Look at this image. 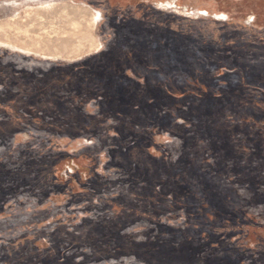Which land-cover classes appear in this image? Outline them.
I'll use <instances>...</instances> for the list:
<instances>
[{"label":"rangeland","instance_id":"374dc122","mask_svg":"<svg viewBox=\"0 0 264 264\" xmlns=\"http://www.w3.org/2000/svg\"><path fill=\"white\" fill-rule=\"evenodd\" d=\"M166 43L185 59L165 61ZM203 49L228 69L217 71L216 95L228 92L217 101L188 91L194 66L210 68L195 62ZM106 81L130 98L101 109ZM203 183H231L228 201L186 199ZM230 211L247 222L248 250L218 235ZM158 223L180 228V240L158 237ZM208 255L264 264V0H0V264Z\"/></svg>","mask_w":264,"mask_h":264},{"label":"trees","instance_id":"16d2710c","mask_svg":"<svg viewBox=\"0 0 264 264\" xmlns=\"http://www.w3.org/2000/svg\"><path fill=\"white\" fill-rule=\"evenodd\" d=\"M166 44H167L166 47H168L169 49H166L167 50L166 53L163 52L165 61L169 60V62H170V61L173 60L174 62L179 63L180 62L179 60H182V59L184 60L185 59V56H186L185 55V53H186L185 51H183L181 49L177 50L174 47L173 44H168V43H166ZM193 45L200 46L199 40L194 41V43H193V40L188 41V46L189 47L190 46L193 47ZM208 50H209V52H207L205 49L201 50V51L205 52L206 54L205 55L202 54V55L197 56L195 58L196 59L195 62L197 64H200L199 60L202 59V61H206L204 64L207 63L208 67H210V68H208L209 71L205 70V69L203 70L202 68H199V66L197 67V65H196V67L194 66V68H193L194 70H193V73H192L191 77H192V81L195 83V86L188 87V91L194 92L192 95H193V99L195 101H198V100L199 101H204L206 99H211V100L213 99V101H217L220 98H225L227 93H228L227 91H225V89H221L219 91L220 94L217 96L216 93H215L216 91L213 89L214 83H216L217 81H219V79H221V76H219V74H217V71L219 72L220 69L225 68V64H224V62H222L221 60L218 59V53L216 51H213L212 49H208ZM216 58H217V60H219V62L217 60H215ZM83 64L84 63H78V64L70 65V66L66 67V69H71V70L78 69L79 70V69L84 68V67H82ZM97 67H98L97 69H99V71L101 70L104 73L103 76H105L106 78L108 77L110 82H112L111 74L109 72H107V71H103V70H105L106 67H104L103 64H99ZM205 68L207 69V66ZM238 72L242 73L241 71H238ZM148 73L149 74H146V75L149 78V75L151 77V74H153L154 72H148ZM98 75H99V77H103V76H101V73H99ZM244 75H246V73ZM244 75L242 73V75H240V79H238L241 84L244 83V80H246ZM123 79H127V78L123 77ZM98 82L99 81H96L97 84H100ZM165 83H166L167 88L169 89V84L167 82H165ZM104 85H105V88L100 93V95L102 96V102L100 104L101 105V107H100L101 109H104L106 107V105L110 104L111 101H115V102L121 101V102H123L126 98L127 99L130 98L128 93L125 91V88L122 87L123 85L121 86V85L113 83L112 86H110L107 81H106V83ZM152 85L154 86L155 93L159 92L161 90H163V92H165V93L168 92L166 86H164V85L161 86V89L159 91H158L157 85H155L154 82L152 83ZM239 87H240V85H239ZM151 92H153V91H151ZM151 92L147 93V99H146V102L149 105H152L153 102H154V100H152L151 98H155V96H156V94H153ZM185 92H187V91H185ZM152 95H153V97H152ZM194 95L196 97H194ZM190 98L192 99V97H190ZM150 99H151V101H150ZM150 102H152V103L150 104ZM164 117H165V114H164ZM222 149H224V148H222ZM216 152L218 154V157L216 156V159L219 162L220 159H221V157H219V156L222 155L221 154L222 152L217 146H216ZM225 154H226L225 157H229L230 156L229 152H225ZM207 165H209V164H207ZM55 177L57 178V176H55ZM230 185H231V183L230 184L226 183V185H224V186L221 185V184H216V183H213V184L203 183L202 185H198L197 186V188H196L197 190L194 189L195 187H188V188L186 187L185 190H186L187 193L184 192V195L187 196L186 199H188L189 201L196 202V205L199 204L198 202H200V204H202L204 202L206 203L207 199H210V198L219 199V200L221 199L224 202H226V201H228L227 195L228 194L230 195V188H231ZM229 200H230V202H233L231 197H230ZM187 214H188L187 217H189V219L192 220V218L194 216H192L189 213H187ZM234 214H236V213L235 212L233 213V211H232L231 215L227 216L228 222H227V224H225L226 225V229L224 231L220 232L218 235H221V234L224 235L225 234L227 237H229V239H231L232 237L240 236V238H234L235 240H234V244L233 245L234 246L236 245V247L240 246V247L243 248V250H248L249 247L247 245L245 247H243V245H241V241L243 239V235L242 234H245L246 230H247V227H246L247 222H246L245 219H242L241 217L240 218L239 217L238 218L233 217L232 215H234ZM206 218L207 217H205V216L196 218L195 222L196 223L198 222V224H200V222H201V224H203L202 221L203 220H207ZM97 225H100V224L98 223ZM156 225H159V226H157L158 237L170 238L171 240H174V242H178L180 240V238L176 239L177 236H180L179 235L181 233L180 228H178V227H170V226H167V225L165 227H163L159 223L156 224ZM200 238H202V241L206 240V238L205 237L203 238L202 235H200ZM211 248L214 250V252H217L216 253V257H218V258H219V256H223V254L225 253V252H223L221 250H217L214 247H211ZM111 250H114L113 247H112ZM190 255L194 259H198V257H199V254H197V255L189 254V257H190ZM63 257H64V253L61 254V258L62 259H63ZM207 258H209V255L206 256L205 258H203V263L204 264H207V261H208ZM200 259L202 260V258H200ZM234 263L235 264H240V262H238L237 260H236V262L234 261Z\"/></svg>","mask_w":264,"mask_h":264},{"label":"flooded vegetation","instance_id":"af4514ba","mask_svg":"<svg viewBox=\"0 0 264 264\" xmlns=\"http://www.w3.org/2000/svg\"><path fill=\"white\" fill-rule=\"evenodd\" d=\"M196 12H197V11H196ZM130 53H131V51H130ZM155 58H157V57H155ZM119 66H120V65H119ZM120 68H121V67H120ZM120 68H119V69H120ZM133 68H134V73H135V74L138 73L139 75H140V74L146 75V74H148V71H149V70H150L149 72H155V70H154L153 68H151V69H147V68H142V69H140V67L137 66V65H134ZM120 70L122 71L123 68H121ZM234 70H235V69H234ZM121 71H120V72H121ZM145 71H146V72H145ZM222 71H223V72H228V69L225 68V69H222ZM129 80H131V79H129ZM95 95H96V94H93V97H94ZM98 95H99V94H98ZM100 101H102V98H101V97H100ZM100 101H99V105L101 104Z\"/></svg>","mask_w":264,"mask_h":264},{"label":"built area","instance_id":"2783aa9c","mask_svg":"<svg viewBox=\"0 0 264 264\" xmlns=\"http://www.w3.org/2000/svg\"><path fill=\"white\" fill-rule=\"evenodd\" d=\"M169 6H171V5H169ZM172 6H174V5H172ZM169 8V7H168ZM173 8H175V7H173ZM190 16H199V14H198V12H196V11H186ZM203 16V15H202Z\"/></svg>","mask_w":264,"mask_h":264},{"label":"bare ground","instance_id":"6f19581e","mask_svg":"<svg viewBox=\"0 0 264 264\" xmlns=\"http://www.w3.org/2000/svg\"><path fill=\"white\" fill-rule=\"evenodd\" d=\"M198 14L200 15V16H202V15H207L206 13H204L203 11H201V12H198ZM216 17V16H215Z\"/></svg>","mask_w":264,"mask_h":264}]
</instances>
